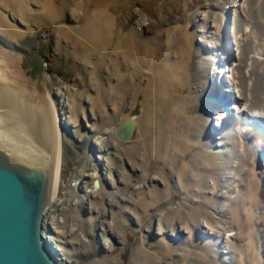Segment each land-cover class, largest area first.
<instances>
[{
    "label": "rangeland",
    "instance_id": "1",
    "mask_svg": "<svg viewBox=\"0 0 264 264\" xmlns=\"http://www.w3.org/2000/svg\"><path fill=\"white\" fill-rule=\"evenodd\" d=\"M0 81L67 106L59 264H264V0H0Z\"/></svg>",
    "mask_w": 264,
    "mask_h": 264
},
{
    "label": "water",
    "instance_id": "2",
    "mask_svg": "<svg viewBox=\"0 0 264 264\" xmlns=\"http://www.w3.org/2000/svg\"><path fill=\"white\" fill-rule=\"evenodd\" d=\"M211 101L214 102L212 97ZM2 115L0 264H59L45 234L48 225L44 218L53 196L56 165L61 164V131L66 121L58 110L47 114L46 129L32 123L20 125ZM218 118L212 119L211 131L221 128ZM135 128V121L128 117L115 133L128 141ZM223 134V129L218 137L210 133L213 139H220Z\"/></svg>",
    "mask_w": 264,
    "mask_h": 264
},
{
    "label": "bare ground",
    "instance_id": "3",
    "mask_svg": "<svg viewBox=\"0 0 264 264\" xmlns=\"http://www.w3.org/2000/svg\"><path fill=\"white\" fill-rule=\"evenodd\" d=\"M1 83H0V108H1L0 114H3L2 116L9 118L12 120V122H15L20 125H27L29 123H32L33 126L36 124L42 129H46L48 115L51 111L53 110L55 111V108L50 98L47 99V97L42 95H38L37 97L33 98L23 93V91H21L18 88H15L13 86L10 87L3 82ZM132 119L134 120V118ZM215 133L218 134V131ZM59 170H60V166H58L57 163L55 182L53 185V196L50 204H52V202L56 197L57 188H58ZM203 225H207L205 220L203 221Z\"/></svg>",
    "mask_w": 264,
    "mask_h": 264
},
{
    "label": "flooded vegetation",
    "instance_id": "4",
    "mask_svg": "<svg viewBox=\"0 0 264 264\" xmlns=\"http://www.w3.org/2000/svg\"><path fill=\"white\" fill-rule=\"evenodd\" d=\"M34 66H35V64H34ZM37 67H38V65H37ZM54 97V99H55V101H56V103H55V105H56V110L58 109V111L60 112V114L62 115V118L63 119H65L64 118V115H65V113L67 112V106H66V103H64L65 101H63V100H61V98L60 97H58V96H56V95H54L53 96ZM80 100V105H85V107H89L90 106V103L85 99V98H83V99H79ZM64 130H67V128H66V124H65V126H64V128H63ZM84 129V128H83ZM92 145V144H91ZM89 146V150H91L92 148V146ZM94 147V146H93Z\"/></svg>",
    "mask_w": 264,
    "mask_h": 264
}]
</instances>
